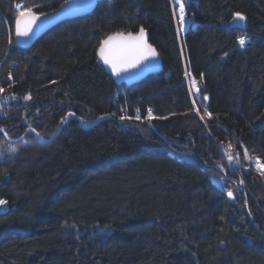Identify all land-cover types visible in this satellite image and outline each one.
I'll use <instances>...</instances> for the list:
<instances>
[{
  "label": "trees",
  "instance_id": "1",
  "mask_svg": "<svg viewBox=\"0 0 264 264\" xmlns=\"http://www.w3.org/2000/svg\"><path fill=\"white\" fill-rule=\"evenodd\" d=\"M64 1L0 0V264H264V0H184L182 36L170 0H99L15 44L17 3L46 14ZM141 27L162 70L116 84L100 42ZM60 126L43 143L3 133ZM228 143L248 150L250 165H227L244 166L248 206L216 179Z\"/></svg>",
  "mask_w": 264,
  "mask_h": 264
},
{
  "label": "snow or ice",
  "instance_id": "2",
  "mask_svg": "<svg viewBox=\"0 0 264 264\" xmlns=\"http://www.w3.org/2000/svg\"><path fill=\"white\" fill-rule=\"evenodd\" d=\"M68 2L69 0H65V3ZM174 3L175 5H178V13L174 10V15H178V21L180 25L183 26L185 22L184 0H174ZM15 8L18 12V15L15 17V34L17 37H28L29 33L32 31V26L40 19V16L32 10V7H27L25 10V5L22 3H17ZM235 19L244 20L245 17L240 13H236ZM239 44L241 46L245 44V39L243 37L240 38ZM99 55L103 59L104 63L111 67L112 72L119 75L121 71H126L129 68H135L142 62L149 60V58H154L157 53L155 49H153L151 45L146 42L145 31L141 27L136 35L129 33L127 36L123 34L108 36L100 44ZM9 78L11 79V77ZM192 83L193 86H195V79H193ZM4 91L5 89L0 87V93H3ZM14 98L15 97H13V99ZM24 99L30 100L31 96L27 95ZM205 99H207V97H205ZM193 105H195V100L193 101ZM196 112L197 115L200 116L201 120H204L205 116L209 119L212 117V114L207 112V110H205L203 115H200L199 109H196ZM68 115L71 116L74 114L69 113ZM147 118H152L151 109L148 110ZM120 119L123 120L125 117L121 116ZM136 119H140V117L137 116ZM61 122H63V118ZM29 131L36 133L39 138V133L36 132L35 128H30ZM5 135H7V133H5ZM231 148L232 145L229 144L228 149L231 150ZM244 156L245 159H249V154L246 148L244 149ZM227 158L230 162L234 159L230 151L227 153ZM255 164L256 170L260 173V175L264 176V163L261 162L259 157L256 158ZM241 183L243 182L241 181ZM227 195L229 197H233V193L231 191H229ZM4 203L5 201L0 200V205Z\"/></svg>",
  "mask_w": 264,
  "mask_h": 264
},
{
  "label": "water",
  "instance_id": "3",
  "mask_svg": "<svg viewBox=\"0 0 264 264\" xmlns=\"http://www.w3.org/2000/svg\"><path fill=\"white\" fill-rule=\"evenodd\" d=\"M99 0H69L68 3H65V1L62 3V5L55 11L46 13V14H37L40 16V19L36 21V23L32 26V31L29 33L28 37H17L15 34V21H14V42L17 46L22 47V48H27L30 47L34 41L42 35L44 32H46L48 29L56 25L57 23L65 20V19H70V18H75L79 16H84L85 14L89 13L94 9L96 6L97 2ZM63 6V7H62ZM242 23V20L239 19H234L230 23V26L232 27H239ZM144 29V28H143ZM140 30V29H139ZM139 30L135 33L133 32H114L112 34H109L108 36H115L117 34H123L127 36L129 33L132 35H136ZM145 31V40L146 42L151 45L153 49L155 47L149 42V36L148 32L144 29ZM108 36H106L104 39H106ZM102 39L101 42L104 40ZM100 42V44H101ZM100 47V45H99ZM99 47L97 50V57L100 61V64L102 65L103 69L107 74H109L114 82L116 84H125V85H131L135 84L142 79H144L146 76L159 73L162 70V60L161 57L158 53V51L155 49L157 55L154 58H149V60L142 62L141 64L137 65L135 68H129L126 71H121L119 75H116L112 72L111 67L107 64L104 63L103 59L99 55ZM104 118H110L109 116H103L99 117L96 121L102 120ZM68 119V117H67ZM91 123L90 125H85L86 127L93 126L95 123ZM79 125H83L82 122H79ZM61 129V126L58 127V129L55 131V133L48 138V140L52 139ZM35 137L37 138V135L35 133ZM20 137L19 139H21ZM18 139V140H19ZM38 140V138H37ZM14 141V140H13ZM42 141H46L45 139ZM240 191L243 193L246 199V206H248L247 202V195L245 193V190L240 188ZM3 204L0 205V213L1 210L3 209Z\"/></svg>",
  "mask_w": 264,
  "mask_h": 264
},
{
  "label": "rangeland",
  "instance_id": "4",
  "mask_svg": "<svg viewBox=\"0 0 264 264\" xmlns=\"http://www.w3.org/2000/svg\"><path fill=\"white\" fill-rule=\"evenodd\" d=\"M170 7H171V11H172V14H174V7H173V5L171 4L170 5ZM174 23H175V21H174ZM176 29V28H175ZM249 43V41H247V40H245V44L247 45ZM192 81L193 80H191L190 78L187 80V82L188 83H190V86H191V89H193L192 91V93L193 94H195V93H197L196 95H198V91H197V87H196V84H197V82L195 83V86H193V83H192ZM186 82V83H187ZM124 115H126V113L124 114ZM68 121V120H67ZM58 129V128H57ZM56 129V130H57ZM31 131H29V130H25L24 131V133L22 134V135H24L23 136V139H24V137H25V140H26V137L28 138V136H31L30 137V139H33V140H35L37 143H43L44 141H42V140H44V139H46L45 137H43V136H41V135H39V138H38V140H37V138L35 137V135L34 136H32V135H30L29 133H30ZM21 135V136H22ZM26 135V136H25ZM8 138V137H7ZM8 139H10V138H8ZM229 144H231L232 145V148H231V150H229L228 149V145ZM231 152V154L233 155V157H234V159H233V161L232 162H230L229 160H228V158H227V153L228 152ZM239 151V153H241V156H240V154L239 153H236V152H238ZM248 151V150H247ZM237 154H239V155H237ZM2 156V153L0 154V157ZM220 157H221V159H220V161L218 162L219 164H220V171L218 172L219 174L218 175H216V179H217V181H219V182H223V183H225V184H228V185H230V188L228 189V190H233L234 191V187L238 190V191H240V188H242V189H244V183H241V179H239V173L241 172V169H243L244 168V166L243 165H245V164H247V165H250V160L249 159H245V156H244V149L243 148H241V150H238L237 148H236V145L234 144V143H228V144H225L224 146H222V148H221V151H220ZM237 157H238V166H239V162H241V160H243V165L241 164V168H238L237 169V166H236V168L233 170V174L231 173V170H229L228 168H227V165L229 164L231 167H233V165H234V162L237 160ZM256 161V160H255ZM223 167V168H222ZM240 167V166H239ZM221 168H222V171H221ZM255 168H256V166H255ZM238 170V171H237ZM221 172V173H220ZM262 176V175H261ZM236 178H238V179H236ZM262 178L264 179V176H262ZM238 185H240V186H238ZM245 190V189H244ZM232 192V191H231ZM233 193V192H232ZM246 193V192H245ZM3 208H4V206H3Z\"/></svg>",
  "mask_w": 264,
  "mask_h": 264
},
{
  "label": "built area",
  "instance_id": "5",
  "mask_svg": "<svg viewBox=\"0 0 264 264\" xmlns=\"http://www.w3.org/2000/svg\"><path fill=\"white\" fill-rule=\"evenodd\" d=\"M174 3V1H173ZM174 10L178 13V6H174ZM176 18V24L178 27V32L182 31L183 29H185L186 27H189L192 24V15L185 9V22L183 24V26L180 25L179 21H178V15H174Z\"/></svg>",
  "mask_w": 264,
  "mask_h": 264
}]
</instances>
